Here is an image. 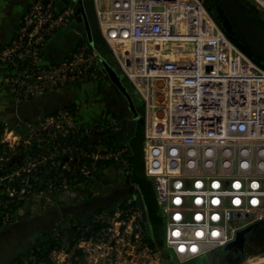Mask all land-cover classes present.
I'll list each match as a JSON object with an SVG mask.
<instances>
[{"label": "built area", "instance_id": "2783aa9c", "mask_svg": "<svg viewBox=\"0 0 264 264\" xmlns=\"http://www.w3.org/2000/svg\"><path fill=\"white\" fill-rule=\"evenodd\" d=\"M88 1L117 65L144 103V167L163 219V247L173 264L221 251L240 231L264 220V68L222 30L204 0ZM254 1L264 11V0ZM74 21L72 6L31 0L12 41L0 45V70L16 100L107 75L102 56L84 36L70 56L43 64L47 44ZM27 129L30 140L17 134L20 145L13 146L9 137L16 133L6 130L2 143L27 157L32 145L48 148V155L30 156V168L16 170L17 176L57 159L64 170L82 161L85 180L99 163L130 175L126 145L83 141L114 133L113 124L85 123L64 111ZM65 155L71 162L62 163ZM2 161L8 157L0 156ZM24 192L19 186L5 198ZM133 201L114 216H99L104 228L81 239L79 248H106L110 262L131 255L162 264L149 243L144 210Z\"/></svg>", "mask_w": 264, "mask_h": 264}, {"label": "rangeland", "instance_id": "374dc122", "mask_svg": "<svg viewBox=\"0 0 264 264\" xmlns=\"http://www.w3.org/2000/svg\"><path fill=\"white\" fill-rule=\"evenodd\" d=\"M243 1H252L253 6L257 8L259 13L262 15V18L264 19L263 9L254 0ZM106 78L110 80L107 75ZM110 84L118 90L117 93L119 95V101L117 95L112 94V99L109 100L108 107L116 116L120 115V113L118 114L117 112L119 111V109H122L123 112H125L126 117H128V123H126V117L124 116V128L120 130L117 127V130L114 133H108L107 135H94L92 136L94 137L92 140L94 142H102L108 145L107 141L111 139V141L114 142L116 146H124L123 144L126 143V136L128 134H132L136 130L138 122L134 121L131 118L127 99L122 95V93L112 81H110ZM109 124L111 123H104V125ZM72 126H75V124H72ZM53 132L54 131H52V133ZM27 133L22 136L24 137L23 140H30V137L27 135ZM0 138L3 140L5 137ZM9 141L13 146L19 144V139L15 140L13 136L9 137ZM0 142L1 144H4L2 143V141ZM45 149L46 152H48V148ZM0 152L1 157H8V161L0 162V196H3L0 198V222L3 226L6 225V227L0 229V264H8L19 253H22L24 255L27 254L33 246L40 242L42 238L41 233L49 230L54 231L56 234H58L57 236H62L61 242L55 249H53L49 253L48 257L52 262L51 264H159L155 258L152 259L145 256L142 259H136L131 255L130 257L125 255L122 260L110 262L106 255V248H100L97 250L95 247H86L85 251L84 249H81V247L79 248L78 243L81 239H87L83 236L77 238L76 234H74L75 231H71V228H76L77 231H81L83 229H85V231H88L90 227L85 223L79 224L77 220H73L72 215L66 216L64 219L65 221H59L60 218L57 213L58 211L54 210V213L52 212V209L56 206L66 207L79 204V202H81V200L83 199L81 198L82 196H79V191L83 192L85 189L89 190L88 192L92 191V193L106 191L105 194H108L111 193V191L115 190V188H118L116 182L114 181V174L112 173V171H109L104 175H101L99 173L101 169H104L106 166L108 167L111 164L99 163L97 165V171L93 174V180H91L93 177L85 180L84 182L77 181V179L76 181L73 180L72 183H68L66 179L62 180L61 182L57 180L56 183L50 185V187L46 190L43 189L42 184H39L37 186V192H31V188H33V185L31 183L38 182L40 178L36 176L33 178H28L26 182H22L19 185L21 189H25V192L16 200L17 204H21L23 201H25L26 203L24 207L18 210L17 220L10 225L6 224L9 220V217L12 216V208L10 207V204H12L13 202L8 201V199L5 198L6 193L9 192V190H13L12 187L7 186L4 183L5 180L8 181L7 175L5 174L6 166L14 165L15 161H18L20 165L15 166L16 170H21L22 168H30L31 155L29 154V152V157H27L25 153H19L18 149H15L14 152H10L8 151V147H6L5 149H1ZM62 158L63 164L71 162V158L68 155L63 156ZM58 161H56L55 163H51V165L58 167ZM58 164L61 165V162H59ZM47 165L48 164H44L42 166ZM38 168L40 169L41 166H39ZM38 171H34L33 173H37ZM38 174H41V172L39 171ZM104 176H106V178L103 179ZM105 179L107 180V182H105ZM64 184H67L69 188L65 189L63 187ZM76 188H79L80 190L78 191V189ZM54 192L63 193L53 196L54 194L52 195V193ZM111 203H114V206L117 204V202ZM136 206H142V203L139 202V204H136ZM48 212H51V215L48 214ZM115 212L113 213V215L109 216H114ZM145 214L146 213L144 210V216L146 217ZM101 215L103 214H96L91 216V214L89 213L86 216L88 218L92 217L93 221L96 222L98 220L97 218ZM56 238L58 239V237ZM249 243L250 245L246 247L243 257H236V259L232 258L225 264H253V262L255 263V261L259 263L261 262V260L264 261V239L260 238L259 236H255L250 239ZM124 251H126V247L124 248ZM128 252H130V250H128ZM158 252L160 253V261L162 264H172V260L170 257H168V252L164 247L158 250ZM24 264L48 263H45L44 261H37V257L32 253L28 258L24 259Z\"/></svg>", "mask_w": 264, "mask_h": 264}, {"label": "crops", "instance_id": "0c3cea01", "mask_svg": "<svg viewBox=\"0 0 264 264\" xmlns=\"http://www.w3.org/2000/svg\"><path fill=\"white\" fill-rule=\"evenodd\" d=\"M30 2L31 0H0V45H7L12 41ZM58 4L60 7H69L72 6L73 0H58ZM82 36H84L83 25L78 24L75 20L69 28L57 33L47 44L43 54V64H56L70 56L78 47ZM110 81L105 76L102 81L96 83L65 86L54 92L18 101L6 84L4 75L0 70V137L5 136L7 130L12 134L16 133L15 140L19 139L18 135L24 138L22 136L28 131V123L39 124L49 117L57 116L70 109L76 119L85 123L93 125L111 123L121 130L124 128L123 123L125 121L128 123V117L122 109L117 112L120 113L119 116L114 115L109 109V100L112 99V94H116L119 101L118 90L110 84ZM124 116L126 117L125 121L123 120ZM109 171L114 174V181L118 188L108 194H105L106 191L92 193L86 189L80 192V189L76 188L79 191V196L83 198L79 204L66 207L56 206L52 209L53 213L54 210L58 211L59 221L64 220L68 215H72L73 218L91 214L99 209H109L114 206V203L111 202H124L136 195V188L127 185L128 179L121 176L120 168L117 165L106 166L99 173L104 175ZM76 179L84 182V179L73 178L74 181ZM93 179L94 177L91 180ZM62 193L54 192L52 195ZM48 214L51 215V212ZM261 222L256 231L250 234L248 246L250 239L255 236L264 239V220Z\"/></svg>", "mask_w": 264, "mask_h": 264}, {"label": "trees", "instance_id": "16d2710c", "mask_svg": "<svg viewBox=\"0 0 264 264\" xmlns=\"http://www.w3.org/2000/svg\"><path fill=\"white\" fill-rule=\"evenodd\" d=\"M205 6L208 10V12L212 15L214 20L217 22V24L222 28V30L231 38V40L241 49L243 50L255 63H257L259 66L264 68V60L255 56L251 51L248 50V48L243 45L236 34L234 32L227 31L224 19L225 15L222 10H218L216 4H212L210 0H204ZM248 8V14L251 15L254 19V21L259 24L260 26L264 27V19L262 18V15L259 13L257 8L253 6V2H244ZM85 8L90 20V25L92 28V34L94 39V48L100 53L103 60L110 65L120 77H122V82L128 89L129 93L132 96L134 106L137 110V112L144 117V103L142 102L139 95L136 93L134 87L132 84L127 80V78L122 73L121 69L117 65L113 53L103 38L101 31L99 29V25L97 23V18L95 14V10L93 7V4L89 2L88 0H84ZM84 38L87 37L84 33ZM79 45V44H78ZM71 110V109H70ZM68 110L70 113L72 111ZM73 114V113H72ZM74 115V114H73ZM94 137H88L86 136L83 141L86 142H94L92 139ZM143 139H144V125L138 122V126L136 130L132 134H128L126 136V146L129 148V162H130V175L128 176V186H134L137 190L136 195L133 197V205L139 204V202L142 203V208L145 210V215L147 219V231H148V240L152 248L156 250H160L163 248L164 245V224L163 219L159 213L155 195H154V189L152 186L151 181L147 178L145 174V167H144V158H143ZM110 140V141H109ZM107 141V144L110 147H119L114 144V142L109 139ZM84 143V142H83ZM82 142L80 144H83ZM7 147V144H1L0 142V151L1 149H5ZM21 150H24L23 147L19 148ZM27 150L30 152V155L33 158L40 157H46L48 154L46 152V149H42L37 147L36 145H32L27 148ZM1 155V152H0ZM57 159L56 161H58ZM47 166H42L39 171L41 174L37 173H21V175L17 176L15 175L16 172V165H20L18 161H15L14 165H8L6 166L5 174L7 175L8 181H4V183L7 186L12 187V189H17L19 185L22 182H26L28 178L38 177L40 180L36 183H31L33 185V188H31V192H37L38 191V185L42 184L43 189H48L49 184H54L57 182H61L62 180L66 179L68 183H72L73 178H80L81 180L85 178L81 174V171L79 167L82 165V161L75 162L71 166L70 169L64 170L62 168H59L57 166H52L51 162L47 163ZM8 201H13L12 204H10V207L12 208V216L9 217V220L6 224H12L17 220V213L18 210H20L25 205V201H23L21 204H17V198L10 199L8 198ZM128 203V199L124 202H118L115 206L109 208V209H99L98 211H95L91 213V216L96 214H103V215H113V213L120 208L126 207ZM73 220H77L79 224L85 223L87 226H89V230L85 231V229L81 231H77L76 228H71V231L73 230L74 234H76V237L79 238L81 236L85 237L86 239H90L97 235V233L104 228V224L101 222H94L92 217H87L86 215L73 217ZM63 221V220H62ZM65 221V220H64ZM6 227L2 225L0 222V229ZM54 231L49 230L41 233V240L39 243H37L35 246L32 247V249L27 254L19 253L13 258L8 264H24V259L28 258L32 253L37 257V261H44L45 263L51 264V260L48 257L49 253L57 247V245L61 242L62 236H57ZM58 237V239L56 238ZM168 252V251H167ZM168 257H170V254L168 252ZM171 258V257H170ZM216 262V253L203 256L201 258L192 260L186 264H215ZM173 264V263H172Z\"/></svg>", "mask_w": 264, "mask_h": 264}, {"label": "water", "instance_id": "95a60500", "mask_svg": "<svg viewBox=\"0 0 264 264\" xmlns=\"http://www.w3.org/2000/svg\"><path fill=\"white\" fill-rule=\"evenodd\" d=\"M216 4L218 10H222L225 19L224 24L229 32H234L240 42L245 45L255 56L264 60V27L257 24L253 17L248 14V8L243 0H210ZM75 20L83 25L84 33L90 44L94 45L92 28L85 8L84 0H73L72 4ZM103 66L107 76L127 99L129 109L134 121L144 125V117L141 116L135 106L131 94L118 75L110 65L103 60ZM259 222L240 231L232 243L225 246L216 253V264H225L236 254H244L250 234L256 231Z\"/></svg>", "mask_w": 264, "mask_h": 264}, {"label": "flooded vegetation", "instance_id": "af4514ba", "mask_svg": "<svg viewBox=\"0 0 264 264\" xmlns=\"http://www.w3.org/2000/svg\"><path fill=\"white\" fill-rule=\"evenodd\" d=\"M247 246H248V244H247ZM236 257H243V254H236V256H234V257H232V258H235L236 259ZM231 258V259H232Z\"/></svg>", "mask_w": 264, "mask_h": 264}, {"label": "bare ground", "instance_id": "6f19581e", "mask_svg": "<svg viewBox=\"0 0 264 264\" xmlns=\"http://www.w3.org/2000/svg\"><path fill=\"white\" fill-rule=\"evenodd\" d=\"M258 261H260V260H258ZM253 264H264V261L261 260L260 263L255 261V263L253 262Z\"/></svg>", "mask_w": 264, "mask_h": 264}]
</instances>
